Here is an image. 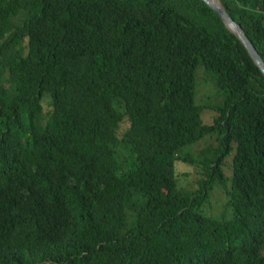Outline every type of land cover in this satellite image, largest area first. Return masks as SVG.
<instances>
[{
    "label": "trees",
    "instance_id": "16d2710c",
    "mask_svg": "<svg viewBox=\"0 0 264 264\" xmlns=\"http://www.w3.org/2000/svg\"><path fill=\"white\" fill-rule=\"evenodd\" d=\"M220 1L264 59V0ZM0 264H264V75L204 0H0Z\"/></svg>",
    "mask_w": 264,
    "mask_h": 264
},
{
    "label": "rangeland",
    "instance_id": "374dc122",
    "mask_svg": "<svg viewBox=\"0 0 264 264\" xmlns=\"http://www.w3.org/2000/svg\"><path fill=\"white\" fill-rule=\"evenodd\" d=\"M220 3V2H218ZM49 98V97H46ZM221 100V94L216 86L215 79L211 73L203 66L197 68V102L199 105L206 106L203 111V120L205 123H211L216 112L209 106L217 105ZM46 103L49 99L45 100ZM49 104L46 105V109ZM129 124V121L127 122ZM126 124H124L125 126ZM124 126H121L120 132H123ZM209 145H217L216 138L207 136L203 140L193 145V153L197 155ZM228 160H231L229 158ZM178 183L181 188L186 190H195L198 188V180L202 177L201 167L197 164H188L183 161L177 162L176 165ZM225 172L230 175L228 166H224ZM227 197L225 190L222 186H215L212 190L210 201L204 207L208 215L221 216L222 213L227 212Z\"/></svg>",
    "mask_w": 264,
    "mask_h": 264
},
{
    "label": "water",
    "instance_id": "95a60500",
    "mask_svg": "<svg viewBox=\"0 0 264 264\" xmlns=\"http://www.w3.org/2000/svg\"><path fill=\"white\" fill-rule=\"evenodd\" d=\"M208 5H210L221 17L225 25L236 34V36L241 40V42L246 47L248 53L250 54L253 61L259 67L264 75V59L252 43V41L247 36L243 27L230 15V13L224 8L221 1L220 4H217L213 0H204Z\"/></svg>",
    "mask_w": 264,
    "mask_h": 264
},
{
    "label": "bare ground",
    "instance_id": "6f19581e",
    "mask_svg": "<svg viewBox=\"0 0 264 264\" xmlns=\"http://www.w3.org/2000/svg\"><path fill=\"white\" fill-rule=\"evenodd\" d=\"M213 1L216 2L217 4L221 5L220 3H218V2H220L219 0H213Z\"/></svg>",
    "mask_w": 264,
    "mask_h": 264
}]
</instances>
